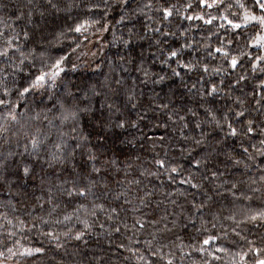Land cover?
<instances>
[{
    "label": "clouds",
    "instance_id": "1",
    "mask_svg": "<svg viewBox=\"0 0 264 264\" xmlns=\"http://www.w3.org/2000/svg\"><path fill=\"white\" fill-rule=\"evenodd\" d=\"M0 264H264V0H0Z\"/></svg>",
    "mask_w": 264,
    "mask_h": 264
}]
</instances>
